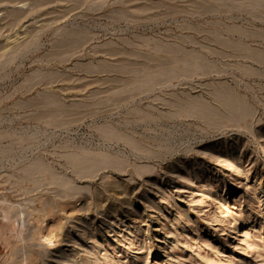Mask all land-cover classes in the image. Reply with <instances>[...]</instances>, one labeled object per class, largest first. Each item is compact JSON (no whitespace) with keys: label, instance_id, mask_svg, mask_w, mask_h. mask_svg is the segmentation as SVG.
<instances>
[{"label":"rangeland","instance_id":"obj_1","mask_svg":"<svg viewBox=\"0 0 264 264\" xmlns=\"http://www.w3.org/2000/svg\"><path fill=\"white\" fill-rule=\"evenodd\" d=\"M0 264H264V0H0Z\"/></svg>","mask_w":264,"mask_h":264},{"label":"bare ground","instance_id":"obj_2","mask_svg":"<svg viewBox=\"0 0 264 264\" xmlns=\"http://www.w3.org/2000/svg\"><path fill=\"white\" fill-rule=\"evenodd\" d=\"M246 57V56H245ZM255 61H257V60H255ZM260 61V60H259ZM259 61H257V62H259ZM260 63V62H259ZM263 64V63H262ZM109 72V71H108Z\"/></svg>","mask_w":264,"mask_h":264}]
</instances>
